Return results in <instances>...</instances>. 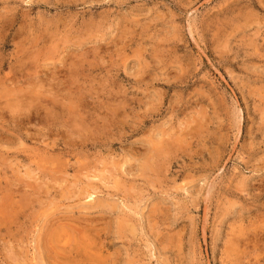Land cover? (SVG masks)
Segmentation results:
<instances>
[{
	"label": "rangeland",
	"instance_id": "1",
	"mask_svg": "<svg viewBox=\"0 0 264 264\" xmlns=\"http://www.w3.org/2000/svg\"><path fill=\"white\" fill-rule=\"evenodd\" d=\"M63 260L264 264V0H0V264Z\"/></svg>",
	"mask_w": 264,
	"mask_h": 264
},
{
	"label": "bare ground",
	"instance_id": "2",
	"mask_svg": "<svg viewBox=\"0 0 264 264\" xmlns=\"http://www.w3.org/2000/svg\"><path fill=\"white\" fill-rule=\"evenodd\" d=\"M187 134V133H186ZM145 166V165H144ZM89 185V184H88ZM94 189V188H93ZM93 189H91V190H93ZM85 191V190H84ZM89 191V190H88ZM104 192V191H103ZM88 193V192H87ZM94 193V192H93ZM106 193V192H105ZM88 195V194H87ZM95 195V194H94ZM92 196V195H91ZM90 197V196H89ZM93 198V197H92ZM106 201V200H105ZM97 202V201H96ZM103 202V201H102ZM94 203V202H93ZM100 204V203H99ZM109 204V203H108ZM107 204V205H108ZM90 205V204H89ZM96 205V204H95ZM106 205V206H107ZM104 206H105V204H104ZM103 206V207H104ZM88 208V207H87ZM90 208H91V206H90ZM89 208V209H90ZM100 208V207H99ZM92 209V208H91ZM106 209V208H105ZM104 209V210H105ZM100 210V209H99ZM94 211V210H93ZM87 213V212H86ZM92 215V214H91ZM100 217V216H99ZM105 218V217H104ZM88 219V218H87ZM92 219H93V216H92ZM95 219V218H94ZM89 220H90V218H89ZM138 221V220H137ZM109 224V223H108ZM92 226H94V225H92ZM98 226V225H97ZM109 226V225H108ZM120 226V225H119ZM100 227V226H99ZM81 231V230H80ZM105 232V231H104ZM98 233H100V232H98ZM68 235V234H67ZM104 235V234H103ZM73 236V235H72ZM98 236H100V235H98ZM66 237V236H65ZM103 237V236H102ZM61 237H59L57 240H59ZM71 238V237H70ZM97 238V237H96ZM99 238V237H98ZM53 239V238H52ZM51 239V240H52ZM55 239V238H54ZM66 239V238H65ZM70 240V239H69ZM88 240H89V238H88ZM94 240V239H93ZM72 241V240H71ZM50 242V241H49ZM68 242V241H67ZM85 242V241H84ZM87 242H89V241H87ZM91 242V241H90ZM93 242V241H92ZM61 243V242H60ZM75 243V242H74ZM78 243V242H77ZM70 244H71V242H70ZM80 244V243H79ZM91 244V243H90ZM59 245V244H58ZM101 245V242L99 243V246ZM102 245H103V243H102ZM101 245V246H102ZM64 246V245H63ZM54 247V246H53ZM52 247V250H54V248ZM69 247H71V246H69ZM72 248V247H71ZM96 248V247H95ZM104 248V247H103ZM20 249V248H19ZM44 249V248H43ZM62 249V248H61ZM87 249H89V248H87ZM86 249V250H87ZM51 250V249H50ZM68 250V249H67ZM81 250V249H80ZM89 250H92L91 248L89 249ZM88 250V251H89ZM4 251V250H3ZM82 252H84L83 250H81ZM47 252V251H46ZM72 252V251H71ZM76 252V251H75ZM87 252V251H86ZM65 253V252H64ZM78 253V252H77ZM88 253V252H87ZM100 253V252H99ZM57 254H59V253H57ZM90 254V253H89ZM95 254H97V253H95ZM53 255V254H52ZM87 255V254H86ZM100 255H102V254H100ZM46 256H48V255H46ZM67 256V255H66ZM72 256V255H71ZM89 256V255H88ZM91 256V255H90ZM54 257H55V254H54ZM59 257H60V255H59ZM70 257V256H69ZM9 258V257H8ZM73 258V257H72ZM72 258H71V260H72ZM97 258V257H96ZM17 259V258H16ZM55 259V258H54ZM57 259V258H56ZM88 259H92L91 257H89ZM50 260V259H49ZM58 260V259H57ZM43 261V260H42ZM69 261V260H68ZM92 261V260H91ZM63 262H64V260H63ZM5 263V262H4ZM53 263V262H52ZM65 264H68V263H66V262H64ZM69 263L71 264V261H69ZM80 264L82 263V262H79ZM87 263V262H86ZM58 264H60V263H58Z\"/></svg>",
	"mask_w": 264,
	"mask_h": 264
}]
</instances>
